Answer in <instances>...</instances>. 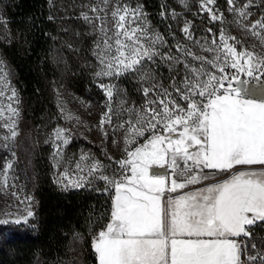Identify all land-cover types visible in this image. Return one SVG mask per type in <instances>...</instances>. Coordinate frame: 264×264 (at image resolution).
<instances>
[{"label": "snow or ice", "instance_id": "6c2138e0", "mask_svg": "<svg viewBox=\"0 0 264 264\" xmlns=\"http://www.w3.org/2000/svg\"><path fill=\"white\" fill-rule=\"evenodd\" d=\"M102 3L104 7L91 8L94 17L82 14L100 34L94 52L100 64L96 75L139 73L148 83L153 78L145 71V61L161 55L156 44H163L162 38L149 32L141 6L117 3L109 12L110 0ZM215 3L201 0V8L211 21L223 24V13L213 10ZM227 3L239 18L234 22L264 41V19L244 23L250 16L248 5L237 9L234 0ZM189 29L190 24H186L183 32L192 39ZM203 39L204 43H196L211 57L177 46L178 52L198 63H185L187 74L179 83L173 80L172 91L156 82L143 87L146 99L139 108L124 107L126 102L121 100L114 110L115 86L100 85L109 102L101 114L100 130L107 136L104 126L113 125V118H117L114 130L124 132L125 158L116 161L119 176L105 174L99 161L88 167V176L98 174L96 178L115 193L109 222L93 239L98 264H264V252L245 259L248 245L238 239L252 238L250 226L264 222V54L245 47L238 50L239 41L224 28L210 42ZM162 58L184 63L180 57ZM7 85L8 81L0 78V96L6 95ZM7 99L18 103L14 89ZM5 111L11 115L4 117ZM18 116L19 110L12 104L0 108V117L12 120ZM68 119L79 122V117L71 114ZM4 127L11 138L18 135L15 120ZM68 131L54 130V140L60 141L55 157L62 158V146L70 142ZM140 137H146L142 144L138 143ZM85 159L82 155L81 161ZM76 169L83 171L81 163ZM205 170L214 173L209 175ZM217 174L226 176L202 188L183 191L215 180ZM86 179H73L65 169L57 182L67 180L81 187ZM0 186L9 187L7 172L0 177ZM31 216L28 211L26 217L14 222L27 223ZM251 247L255 249L256 244Z\"/></svg>", "mask_w": 264, "mask_h": 264}, {"label": "rangeland", "instance_id": "374dc122", "mask_svg": "<svg viewBox=\"0 0 264 264\" xmlns=\"http://www.w3.org/2000/svg\"><path fill=\"white\" fill-rule=\"evenodd\" d=\"M51 1L58 5V14L64 16L59 33L60 40L55 50L56 65L61 70V75L52 84L57 115H53L46 125L35 128L34 132L31 133L27 130L24 138L20 135L21 104L19 93L10 70L0 53V78L8 81L7 87L4 88L6 95L0 96V108L6 109L8 104H12L14 108L19 110V116L13 117L12 120L4 118L11 115L7 111L4 112V117H0V177L7 172L9 185L8 188L0 186V244L5 237L16 230V225L25 228L34 224L36 200L33 195L32 176L33 157L37 147L39 148L40 161L50 164L52 179L60 189L86 188L95 193L111 191L114 198V188L96 178L98 174L87 175L88 167L94 161H99L104 166L105 174L119 176L120 169L116 161L125 158L124 132L120 129L114 130V126L118 122L117 118H113V125L104 126V132L107 133V136L99 127L101 114L106 110L105 105L109 103L104 90L100 87L101 84L115 86L117 91L112 100L114 110L119 108L121 100L126 102L124 107L135 105L139 108L146 99L143 95V87L156 82L172 91L170 86L173 80L179 83L182 77L187 74L185 63L193 65L198 63L193 61L190 56H184L178 52L177 46L186 47L197 55L211 57L212 54L203 52L196 41H200L202 44L205 42L203 38L207 37L210 42L214 35L219 36L221 28L236 37V41H239L236 45L238 50L245 47L253 49L258 54H264V41L234 22L239 18L236 12L230 9L227 0H216L213 7L214 11L218 10L223 13L226 21L223 24L219 21L210 20L208 12L201 8V0H165L162 13L157 19L152 17L138 0H110L107 6L109 12L117 3L128 5L131 8L141 6L143 13L146 14L149 32L159 34L163 44H156L161 55L156 56L153 61H145V71L150 72L153 78L148 83L141 80L139 73H126L119 77H98L96 73L100 70V64L94 52L100 34L93 24L83 18L82 14L87 13L89 17H94L96 13H93L91 8L104 7L102 0ZM234 2L237 9L245 4L248 5L246 11L250 13V16L244 23L251 24L254 21L264 19L263 0H234ZM5 23L6 19L0 7V32ZM186 24H190L189 31L192 39H189L183 32ZM208 29H212V32L209 33ZM257 31L260 30L257 29ZM236 41L230 42L236 43ZM164 55L180 57L184 63L166 60L162 58ZM77 72L82 75V78L89 81L90 88L94 86L97 88L98 92L92 91L93 93H91L94 99L75 92L66 82L64 74H71L72 77H75ZM12 89L17 93L18 103L16 100L7 99ZM173 95H176L174 91ZM181 103L183 102L181 101ZM69 114L73 117H79V122L75 119H68ZM13 120H15V130L18 132L14 139L11 138V132L8 128L4 127L5 124H11ZM57 128L69 130L66 135L70 142L66 146H62V158L54 156L56 145L60 143L53 138V132ZM146 137L138 138V143H144ZM135 146V144L132 145V147ZM82 155L86 157L84 161H81ZM57 160H59L58 164ZM78 162L81 163L83 171L76 169ZM9 163L12 165L11 169L7 168ZM253 167L258 169L260 166ZM65 169L68 170L69 176L73 179L77 176H87V179L82 182L81 187H75L69 184L67 180L63 183L57 182L59 174ZM205 171L209 175L214 173V170ZM225 176L226 174H217L215 180L225 178ZM211 181L214 180L210 179L204 183ZM27 197H31V200L26 199ZM28 211H31L33 216L27 217V223L16 224L14 222L18 217H26ZM109 219L110 215L106 223L92 235V244L96 234L105 227ZM250 227L252 238H242V241L248 245L244 250L245 259L248 255L264 252V222H256ZM252 244H256L255 249L251 247ZM83 255L82 237L75 234L71 240L66 264H83ZM256 264H259V261Z\"/></svg>", "mask_w": 264, "mask_h": 264}, {"label": "trees", "instance_id": "16d2710c", "mask_svg": "<svg viewBox=\"0 0 264 264\" xmlns=\"http://www.w3.org/2000/svg\"><path fill=\"white\" fill-rule=\"evenodd\" d=\"M138 1L155 19L165 2ZM0 7L6 19L0 32V53L19 93L20 135L24 138L27 130L32 133L57 115L52 84L61 75L55 50L64 16L51 0H0ZM63 76L75 92L94 99L91 93L98 92L97 88H90L79 72L78 77ZM38 149L33 157L34 224L25 228L16 225L3 239L0 264H66L75 234L82 237L83 264H98L92 235L109 218L112 192L60 189L52 179L50 164L40 161Z\"/></svg>", "mask_w": 264, "mask_h": 264}, {"label": "crops", "instance_id": "0c3cea01", "mask_svg": "<svg viewBox=\"0 0 264 264\" xmlns=\"http://www.w3.org/2000/svg\"><path fill=\"white\" fill-rule=\"evenodd\" d=\"M222 179H224V178H221V179H217V180H222ZM217 180H214V181H211V182H208V183H204V184H202V185H197V186H190V188H188V189H184L183 191H189V190H196V189H199V188H202V187H204L205 186V184H211V183H215ZM242 238L243 237H240V238H238V239H240V240H242Z\"/></svg>", "mask_w": 264, "mask_h": 264}, {"label": "water", "instance_id": "95a60500", "mask_svg": "<svg viewBox=\"0 0 264 264\" xmlns=\"http://www.w3.org/2000/svg\"><path fill=\"white\" fill-rule=\"evenodd\" d=\"M158 171H161V172H163L164 170H163V169H160V170H158Z\"/></svg>", "mask_w": 264, "mask_h": 264}]
</instances>
